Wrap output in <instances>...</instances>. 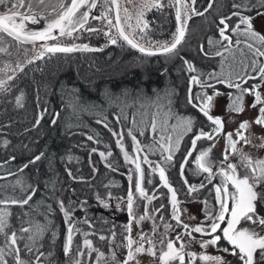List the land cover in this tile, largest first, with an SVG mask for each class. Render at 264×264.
<instances>
[{
    "label": "trees",
    "instance_id": "1",
    "mask_svg": "<svg viewBox=\"0 0 264 264\" xmlns=\"http://www.w3.org/2000/svg\"><path fill=\"white\" fill-rule=\"evenodd\" d=\"M242 2L249 3V0H214L204 15H192L184 41L175 53L167 56H146L131 48L119 35L113 36L117 43L111 44L105 35L106 22L98 19L93 26L99 31L89 33L86 40L92 44L90 46H94L93 49L100 51L46 56L41 59L38 70H24L14 75L7 73L0 77H8L3 81L6 90H0V200L22 199L35 191L29 204L22 208L11 204L0 207H7L12 214L7 231L18 232L21 225L44 228L43 234L32 245L31 252L24 249L25 243H29L27 240L18 242L21 259L34 261L36 255L43 253L40 264H74L76 259H80L82 264H119L127 256L131 220L139 224L140 232L146 234L147 240H154L153 235L158 232L154 229L157 222L162 223V228H168V231L186 233L183 224H178L172 218L170 193L160 180L159 173L151 174L150 168L142 165L143 188L149 197H153L149 203L137 191L133 172L129 174L124 169L126 160L123 152L125 150L132 154L136 149L128 134L131 131L140 142L142 151L165 169L168 183L180 190L181 199L187 202L193 200L194 196L180 176V165L187 152L186 142L188 137L191 139L201 130H210L213 124L188 103V80L194 75L201 82L206 80L202 82L205 87L195 85L193 97L203 96L204 93L214 96L215 88L227 90L223 83L210 78L209 74L219 75L222 68L225 70L229 67L228 57L234 51H245L246 41H253L243 35L244 25L240 26L239 32L233 31L235 24L239 23L236 16L227 21L229 28L226 35L231 37L232 48L228 41L219 36V28L223 27L219 24L220 19L231 16L234 11H240L242 15H256V8L245 11L232 7L233 3ZM208 3L209 0H196L197 12L204 11ZM250 3L255 5L257 0H250ZM173 8L174 14L165 12V19L159 20V16L155 18L154 14L151 16L152 29L149 34L152 40L172 41L176 8H168ZM209 39L212 40L211 45ZM187 40H190V45L184 48ZM136 42L145 48H159L157 43L149 46ZM256 43L264 50V45ZM217 51L223 52V57L215 55ZM139 57L142 61H139ZM84 58L89 59L88 63ZM185 61L191 62L197 71L188 72ZM252 67L257 69V63ZM250 69L245 74L231 77L232 80L243 82L240 77L251 76ZM260 80H247L241 89ZM21 95L22 107L16 104V99ZM193 103L199 105L201 101L194 99ZM157 111L160 115L156 119L157 131L153 133L150 124ZM167 112L170 115L166 118ZM41 115L43 118L37 123ZM187 118L193 120L191 131L185 132L183 128L173 131L182 119ZM134 119L135 125L132 123ZM165 119L167 123L162 130ZM113 132L117 135H113ZM161 135L172 137V161L164 159L168 153L163 152L156 143L167 142L160 140ZM89 136L93 139L89 140ZM178 138L180 143L177 149L175 142ZM117 140H121L123 151ZM199 142L203 146L208 141L202 139ZM150 145L153 146L151 149ZM100 153L105 156L101 157ZM196 153L197 145L184 171L185 179L192 186L196 180L189 163L193 162ZM37 155L41 159L29 163ZM26 164L28 166L25 168ZM213 184L207 187L204 196L208 199L207 211L212 214L215 187L218 185ZM129 193L133 196L131 215L127 210ZM65 211L68 217L64 216ZM141 216L152 218L153 228L143 227L139 219ZM70 224L74 225L73 244L71 252L65 254ZM18 235L27 237L29 233L18 232ZM101 236L105 239L101 240ZM85 239L90 240L97 251L84 246ZM3 240L4 237L0 236V247ZM77 252L85 255L78 257ZM99 253L104 256L101 258ZM5 258L8 264H15L12 255Z\"/></svg>",
    "mask_w": 264,
    "mask_h": 264
},
{
    "label": "snow or ice",
    "instance_id": "2",
    "mask_svg": "<svg viewBox=\"0 0 264 264\" xmlns=\"http://www.w3.org/2000/svg\"><path fill=\"white\" fill-rule=\"evenodd\" d=\"M214 0H209L208 8L212 7ZM33 3L37 7L40 5H45L46 0H28L27 5L25 4V0H0V5L6 6V11L0 12V38L3 35L8 37H12L16 41L24 42H35V41H48V40H59L60 37H69L71 38L74 32L79 31L84 28L85 25L89 21L90 12L92 9L96 7V0H57V4L51 7L49 14L55 13V17L51 19L46 27L42 31H31L26 28L25 21H30L32 24L38 23L39 18L42 17L40 12L34 11ZM170 3L173 7L176 8L175 11V20L177 21L178 27L176 32L173 34V39L170 43L161 44L160 47L156 50L152 48H145L141 44L137 43L135 39L132 37L136 34V29L139 28L140 32L143 33L145 29L148 27L147 21L144 20L145 10L150 11L152 8L157 10L162 9L166 5H164L161 0H145L144 4L141 6V10L139 12V16L136 21V27L134 28L130 23L132 17L128 14V9L125 8V21L127 22V26L132 29V35L130 36L125 32L124 26L121 24V16H120V3L119 0H111V4L115 6L116 14H115V24H113V20L108 18L107 13H104L101 17H92L93 19H104L107 21V24L110 27H115L119 37L125 41L131 48L137 49L139 52L143 53L146 56L153 55H169L173 54L177 51L178 46L182 44L186 34V22L188 19H191V15L189 13H194L195 15H204L203 12H197L192 5H195L196 0H170ZM10 5V6H8ZM27 7V13L19 11L21 8ZM232 7L234 9H243L245 11H250L252 8H256V15L264 16V0H257L255 5L250 3H233ZM83 9V11H82ZM45 11H48L45 8ZM111 11V8H109ZM30 13V14H29ZM232 16L239 17V23L235 24L233 31L239 32L240 26L244 25L243 35H245L248 39L259 42L261 45H264V34L256 31L253 24V17L248 15H242L240 11H234L231 16L224 17L220 19L219 24L223 27L219 28V36L223 38L224 41H228L229 45L231 44V37L226 35L228 31L229 25L227 23L228 20L232 18ZM89 32H96L99 29L96 28H88ZM55 33V34H54ZM105 35L109 37L111 44H116L117 39L111 35V32H106ZM143 36H141V39ZM209 45L212 44V40L209 39ZM226 48L228 46H225ZM248 49L253 51V54L257 57H264V50L260 48H253V44L249 43L247 45ZM101 49H93L89 48L87 45L83 46H48L45 44L44 51L35 54V59H43L47 53H71L75 51H100ZM201 51H203V45H201ZM0 52H7L6 48H0ZM206 56L209 53H204ZM217 56L223 57L224 53L221 51H217L215 53ZM32 60H29L28 63H32ZM187 65L188 72H196V67L189 61H185ZM252 64L255 65L256 61L253 60ZM23 69H21L22 71ZM255 71V68H253ZM210 78H216L220 83L226 84L229 88H237L241 89L240 83H236L232 80V72L228 71L227 74H224V69H221V73L218 75L216 73H210ZM254 76H247L246 78L240 77L243 79L244 83H247L248 79H256ZM259 78L264 80V66L259 68ZM11 79V77H9ZM190 81L192 84L200 85L201 87H205V84L201 82L198 76H191ZM211 87V85H207ZM257 85H253L249 89H241V95H237L232 98V103L228 108L229 112L242 113L244 111L243 107V93L247 92L254 96L253 103L251 107L255 108L257 105H264V100L261 98V94L257 91ZM0 90L4 89V82H0ZM220 93H216L219 95ZM200 100L201 103L199 105L193 103V100ZM214 97L212 95H208L204 93L203 96L193 97L191 95V91L189 92L188 103L193 107H198L199 111L203 113V115L216 127L213 131L219 134L224 127V122L220 117H213L210 115V111L213 107ZM23 96L21 95L16 99V104L18 106H23L22 104ZM160 113L154 115L152 123L150 127L152 132L155 133L157 131V123L156 119L159 117ZM170 113H166L165 116H169ZM43 116L41 115L40 119ZM119 119V117H117ZM39 121H37L38 123ZM101 123V121H97ZM135 125V119L132 121ZM167 119H165L164 123L161 125V129L163 130L164 125H166ZM258 126L264 127V106L259 108V115L252 122ZM106 128L107 124L104 125ZM193 126V120L191 118L182 119L176 126L173 128V131L176 128H183L185 132L191 131ZM251 127L249 121H243L240 123L239 128L236 131V135L240 140H243L244 143L250 144L251 141L242 135L241 130H248ZM111 131V129H109ZM133 142L135 143L137 152L139 153L143 149L140 147V142L137 140L136 136L132 135L131 131L128 133ZM113 135H117L113 132ZM143 135V133H141ZM227 141L229 147L231 148L232 154L235 155L237 153V143L238 141L233 140V134L227 133ZM201 138L213 139L211 133H205L203 130L200 131L198 135L194 137L192 140L193 150H195V145L198 140ZM89 140H92L93 137L89 136ZM161 141L166 140V143H161L157 141L160 149L163 152H167L168 155L164 157L166 161H172L173 156V143L172 137H164L161 135ZM261 140L264 141V137H261ZM180 140L179 138L176 140V148L179 147ZM117 144L121 146V150L123 151V145L121 140H117ZM7 145V141H5V146ZM260 147H264V142L259 145ZM153 146H149L151 149ZM94 151V150H93ZM211 147L207 150L201 151L195 158V166L199 172L207 173L208 180L211 181L217 173L213 171V162L210 158ZM101 157H104V153H100ZM111 155V153H109ZM192 152L189 151L187 156H191ZM125 160L131 163H135V167L137 171L140 173V180H143V169L140 166V163L137 162V159H133L129 156L127 152H124ZM41 159L40 155H37L33 161L29 163H34L35 161H39ZM227 160V156L225 157ZM145 163H150L147 160V157H144ZM184 163H187L185 160ZM28 165H24L26 168ZM239 169H243L241 172ZM159 171V178L163 181L165 187L168 188L171 193V203L173 207V219L177 221V223H182L180 221L179 209L177 208V194L174 188H172L169 183L167 176L165 174V169L160 165L156 166V169L153 171ZM69 175L71 173L69 172ZM221 177L219 186L215 187V197L214 199L219 204V210L217 213L212 214L207 211V201H205V217L207 221H211L207 227L202 225L197 226H189L188 224H183V229L187 233L192 240H196L192 233H199L203 236L211 237L207 240L197 241L199 246L202 249H207L210 245L217 246L220 244V241L223 239L226 241L227 245L230 247H222L221 251L223 253H228L232 256L238 257L241 261V264H262L264 262V234H261V231H257L256 228L251 227V225H259L261 230L264 231V217L259 216L257 213V200H264V190L257 191L261 185H264V159H256L253 160L249 155L245 154L242 150L239 154L238 162H228L226 167H222L218 173ZM131 179V177L129 178ZM19 183V181H17ZM187 183V181H185ZM230 186L232 191H230ZM203 187V185H201ZM137 190L139 194L144 199H147L150 203L153 197H149L147 192H145L143 187L137 186ZM189 192L196 191L194 186H190L188 189ZM35 195V191H32L29 194H26L22 199H7L0 200V205H17L19 207H24L29 204V201L32 200ZM231 203V207L229 204ZM60 207L63 210V202H60ZM127 210L129 214H132L133 210V196L131 193L128 194V202H127ZM11 212L8 211L7 207H0V236L4 237L3 246L0 247V264H8V260L5 258L6 255H12L15 264H40V257L43 253H39L35 256L34 261L26 262L21 259L20 252L21 248L18 246V242L22 240H27L29 243H25L24 249L31 252L33 250L32 245L35 244L37 238L41 236L44 232V228L36 225L33 227H21L18 229L19 233H29L27 237L23 235H18L17 231H7L10 228L9 217L11 216ZM64 216L68 217L69 214L67 211L64 212ZM227 217V220H226ZM147 217L141 216L139 219L144 220ZM247 222L246 226L240 227L241 222ZM225 224L222 228L221 225ZM171 227V226H167ZM128 231H131V226H128ZM73 229L70 226L67 229V241L64 246V253L69 254L71 252L73 236ZM220 234H217V233ZM87 235V234H85ZM166 235V234H165ZM146 234L141 232L140 239L144 241ZM183 233L177 234L175 239H165L161 238L159 241H154L152 239H148L147 243L151 246L147 252L148 254L155 258L157 264H185V256H189L192 264H195V260L198 258L203 261L204 264H228L227 260L222 255H208V254H198L196 252L185 253L186 244L183 241ZM101 240L105 239V237L101 236ZM177 243H179V247H177ZM134 241L131 239L129 235L127 238V256L126 259H123L119 262V264H128L129 261H132L136 254H144L146 249L143 244L135 248V251L132 249V245ZM84 246L91 249L92 251H97V249L92 247V242L88 239L84 240ZM7 249V252L5 251ZM257 253L259 255L257 256ZM78 257H83L85 253L77 252ZM99 256L102 258L104 256L103 253H99ZM113 260L116 259L115 253L112 255ZM74 264H82L80 259H76ZM99 264V262H98Z\"/></svg>",
    "mask_w": 264,
    "mask_h": 264
},
{
    "label": "rangeland",
    "instance_id": "3",
    "mask_svg": "<svg viewBox=\"0 0 264 264\" xmlns=\"http://www.w3.org/2000/svg\"><path fill=\"white\" fill-rule=\"evenodd\" d=\"M144 2H145V0H120L121 23L130 36L132 35V29H130L127 26V22L125 21L124 9L125 8L128 9V14L132 17L130 23L135 28L136 27V21H137V18L139 16V12L141 10V6L144 4ZM161 2L164 5H166L162 9L157 10L155 8H152L150 11L145 10L144 20L147 21L148 27H147V29L144 30L143 33H141L140 29L137 28L136 34L132 38L136 39L139 42L147 44L149 46L150 45L152 46V44L157 43V45L160 47L161 44L166 43V40H160V39L159 40H152V37L149 34L150 30L152 29L151 16L153 14L155 15V18L157 16H159V20L165 19L164 16H165V14L167 15V13H165V12H167V11L171 15L174 14V12H173L174 8L168 9L169 7L170 8L172 7L170 0H161ZM192 7H194L195 10L197 11L196 5H192ZM109 8H111V11H109ZM104 13H107L108 18L112 19L113 24H115L111 0H102V4L100 6L98 15L102 16ZM189 15L192 16V15H194V13H189ZM251 17H253V24H254L255 30L260 32L261 34H264V16L254 15ZM93 20H95V19H93ZM102 21H103V19H102ZM104 21L107 24V21L106 20H104ZM190 22L191 21H188V20L186 22V23H188L187 29L190 26L189 25ZM93 24L96 25L95 21L93 22ZM196 26H197V24L194 25L193 28L195 29ZM176 30L177 29H176V23H175V32H176ZM106 32H111L112 36H114V35L118 36L116 28L110 27L108 24L106 27ZM141 36H143L142 39H141ZM76 38L80 39V38H82V36L78 34ZM190 40L186 41L184 48L190 45V43H189ZM246 43H247V45L249 43L253 44V48H260L261 50H263L254 41H246ZM231 45L232 44H230V48H232ZM247 45H245V47H246L245 51H241V52L240 51H234L232 53V55L230 57H228L229 58V62H228L229 67H227L224 70V74H227L228 71H231L232 77H234L237 74H245L251 68L250 70H251L252 74H250V75L254 76L257 72H259V68L264 66V57L255 56L253 54V51L248 49ZM1 53H3V52H0V54ZM157 56H159V55H157ZM88 60H89L88 58H84V61H86V63H88ZM253 60H255L257 65H258V68L255 69V71L253 70V67H252V65H253L252 61ZM139 61H142V59L140 57H139ZM4 75H7V73L0 74V77H2ZM204 81H206V80H203L202 82H204ZM257 82L260 83V85L257 87L258 88L257 91L260 92L261 98H262V100H264V80L261 79L260 81H257ZM189 83H190V78L188 80V87L190 85ZM195 85L196 84H193V89H194ZM215 89H216L214 91L215 95L213 96L214 97L213 107L210 111V115H212L214 117L218 116L224 120L225 132L222 133L220 139L218 140V142L216 144L215 149L212 150L210 153V158L213 162V169H215V168L221 169L222 167H226V164L228 162H234V163L238 162L239 154H240L241 150L245 154L249 155L253 160L263 158L264 147H260L259 145H261V143L264 142L261 140V137H264V127L258 126L252 122L259 115V108L261 106H264V105H257L255 108L251 107L253 100H254V96L249 94V96L247 97V99L245 101L246 104L244 103V105H243L244 111L242 113L229 112L228 108L231 105V103L229 102V99L226 96L227 94L222 92V91H224V90H221L222 88L221 89L215 88ZM184 91H185V88H184ZM216 93H220V94L216 95ZM167 117H169V116H167ZM243 121H249L251 124V127L248 130H241L242 135L251 141V143L247 144V145L244 143L243 140H240L239 137L236 135V131L239 128L240 123ZM227 133H232L233 134V140L235 139L238 141V143L236 145L237 153L235 155L232 154L231 148L229 147V144L227 141V136H226ZM183 136H184V132H182V137ZM182 137H181V139H182ZM189 138L190 137H188L187 142H186L187 151L191 146V141H192L193 137H191V139H189ZM196 145H197V143H196ZM124 152H127V151L124 150ZM124 152H123V156H124ZM132 152H131L132 154H130V152L129 153L127 152V153L129 154L130 157H132L135 160L134 150ZM140 154H141L142 165L145 164L148 168H150L151 174L153 172L159 173L158 170L153 171V169H156V166L159 164L157 162H155L154 160L150 159L144 151H140ZM226 156H227V160L225 159ZM144 157H147V160L150 163H145ZM124 162H126L123 164L124 169H127L129 174H131L133 172L132 174L134 175L135 187H136L137 175L135 176V174H136L135 173L136 172L135 163H131L128 161H124ZM239 170L241 172H243V169H239ZM257 190H258V192L263 190L262 186L257 188ZM177 208L179 209V211L181 213V216H180L181 221L184 222L185 224H188L190 227L196 226V225H202V224L204 226V225L208 224V222H206L204 219L205 215L202 213V206L200 204H198L197 206H187V205L181 204V206H178ZM257 212L260 213L261 217H264V200L258 201ZM151 222H152V218L144 219V220H142V225H143V227H146V228H147V226H150L151 228H153L151 225ZM209 224H210V222H209ZM246 224H247V222L244 224V226H246ZM129 225L131 226V231L129 232V235L131 236V239L134 241V244L132 245L133 251H135L136 247L143 244L144 248L146 249V252L144 254H136L134 259L132 261H129L128 264H149V263L150 264H157L156 259L151 257L147 252V250L151 247L147 243V240L145 239L144 241H141V239H140L139 224L136 223L134 220H131L129 222ZM155 225H157V226H154L155 232L156 231H158V232L155 235H153L154 241H159L161 238L167 239V237L165 235L166 229L162 228L163 224L157 222V223H155ZM251 227L256 228L257 231H261V234H264V231L261 230L259 225H251ZM198 236L199 235H197V241L205 240L204 238H201ZM187 239L184 240L185 244L187 245L185 249L186 250L190 249V250L195 251L198 254V256L200 254L222 255L225 257L228 264H241V262L238 258H234L233 260L229 261L228 259H229L230 255L228 256V255H225L221 251H216L213 248V246H211V245L207 249H202L199 246V243L196 242V240H192L191 237H189V236H187ZM258 255H259V253H258ZM196 263L197 264H204V262L199 260L198 258H197ZM262 264H264V262H262Z\"/></svg>",
    "mask_w": 264,
    "mask_h": 264
},
{
    "label": "flooded vegetation",
    "instance_id": "4",
    "mask_svg": "<svg viewBox=\"0 0 264 264\" xmlns=\"http://www.w3.org/2000/svg\"><path fill=\"white\" fill-rule=\"evenodd\" d=\"M27 3H28V0H25V4L26 5H27ZM56 4H57V0H46L45 5H40L39 7H37L35 5V3H33L34 11L40 12L42 17H46V18H39L38 23H35V25H42L44 22L48 23L51 19H53L55 17V13L49 14V12H50L51 7L55 6ZM101 4H102V0H100L99 5H98L97 10H96V15L99 16V17H100V15H98V13H99V9H100ZM8 6H10V5H8ZM45 8H47L48 11H45ZM4 11H6V6L5 5H0V12H4ZM19 11L27 13V7L21 8V9H19ZM94 21H98V19L91 20L89 23H87L85 25V27L82 30L78 31L77 33H74L71 38H69V37H61V38H59V40H52V41H48V42L42 43V44H24V43L17 42L15 40L7 37L6 35H3L2 38H0V48H6L7 52H3V53L0 54V74L13 73L12 75H14V74H18V73H20V72H22L24 70H31V69L32 70H38L39 63H40L41 59H35V54L39 53V52H43L45 44H47L48 46H54V45H59V44L60 45H65V46H73V45L83 46V45H87L89 48H94V46H90L92 44L88 40H86V37L89 36V33H91L89 31H87V29L88 28H96L95 26H93L94 25L93 24ZM25 24L29 25V24H31V22L30 21H25ZM78 34L81 35L82 38L77 39L76 37H77ZM54 54H64V53H54ZM54 54L53 53H47L44 57L50 56V55H54ZM29 60H32L33 62L32 63H28ZM21 69H23V70L21 71ZM254 77L259 78V72H257L254 75ZM256 79H248V80H256ZM6 80H8V77L0 78V82L6 81ZM242 84L244 85L245 83L241 82L240 85H242ZM253 85L259 86L260 83L259 82H257V83L252 82L244 89H249ZM225 87H226L227 90L226 91H222V92L227 94L226 96L228 97L230 103H232V98H234L237 95H241V91H235L237 88H229V87L226 86V84H225ZM248 96H249V93H247V92L243 93V105H244V103H245V101H246ZM199 113H201V112L199 111ZM223 122H224V120H223ZM215 127H216L215 125L211 126V129L205 131V133H211L213 135L215 133L213 131V129ZM224 129H225V122H224ZM224 129H223L222 132H220L213 139L202 138L204 141H208L206 143V145H203V146L200 145L199 141L202 140V139L198 140L197 141V153H196L195 157L201 151L207 150L209 147H211V151L214 150L218 140L220 139V137L222 135V133L225 132ZM235 141H237V140H235ZM186 153H185V155H186ZM185 155H184V157H185ZM184 157H183V159H184ZM261 159H264V156ZM190 166L193 169V175H194L195 180H196V182L193 184V186L196 188V191L190 192L191 195L194 196L193 200H191L190 202L183 201L181 199V196H180V190L179 189H175L170 184L169 185L172 188H174L175 191H176L177 201H178L177 207L181 206V204H184V205H187V206H197L198 204H200L202 206V213L205 215V210H204L205 203L204 202L208 201L207 197H204L206 195L205 191H206L207 187H209L211 185V183H214L213 185H215V186H216V184H218L217 186H219L221 177L218 175V173H219L220 169L219 168L213 169V171L215 173H217V175L211 181H209L207 173L199 172L196 169L195 160H193L192 163L191 162L189 163V167ZM185 169H186V167H185ZM185 169H184V171H185ZM165 174L167 176L166 172H165ZM180 176H181L183 182L185 183V181H187V180L185 179L184 173H183V176L180 173ZM185 185H186L187 189H189V187L192 186L188 182L185 183ZM201 185H203V187H201ZM261 186H262V188L264 190V185H261ZM230 191H232L231 186H230ZM214 197H215V195H214ZM169 200H170V208H171L170 209V213L172 214V218H173V207H172V203H171V193H170V196H169ZM258 201H259V199L256 202L257 203V207H258ZM229 207H231V203L229 204ZM212 208L214 210L213 214L218 212L219 204H218V202L216 200H215V204L213 205ZM258 214H259V216H261L260 213H258ZM179 215L181 216L180 211H179ZM204 219H205L206 222H208V224H209V222L211 223V221H207L206 220V217ZM226 220H227V217H226ZM180 221H181V219H180ZM245 223L246 222L242 221L240 227H243ZM182 224H185V223L182 222ZM207 225H204V226L207 227ZM224 226H225V224L221 225L222 228ZM165 233H166L167 239H175L177 234H181L179 231H173V230L172 231L171 230L168 231V228H166V232ZM217 234H220V233L218 232ZM197 235H199L198 237L204 238L205 240L211 238V237H208V236H203V235H201L199 233H192V236H194L196 238V242H197ZM187 236H188L187 233H183V237H182L183 241L187 239ZM145 239L147 240V238H145ZM177 247H179V243H177ZM222 247H230V246L227 245L226 241H224L223 239L220 241L219 245L213 246V248L216 251H221ZM191 252H195V251L190 250V249L189 250L185 249V253H191ZM224 254L228 255V256L230 255L228 253H224ZM257 256H258V253H257ZM234 258H238V257L230 255L228 260L231 261ZM196 261H197V259L195 260V264H197ZM176 264H178V262H176ZM185 264H192L189 256H187V255L185 256Z\"/></svg>",
    "mask_w": 264,
    "mask_h": 264
},
{
    "label": "water",
    "instance_id": "5",
    "mask_svg": "<svg viewBox=\"0 0 264 264\" xmlns=\"http://www.w3.org/2000/svg\"><path fill=\"white\" fill-rule=\"evenodd\" d=\"M99 2H100V0H96V7L94 8V9H92L91 10V12H90V16H89V21H88V23L91 21V20H93V18L92 17H99V16H97L96 15V10H97V7H98V5H99ZM112 8H113V13H114V20H115V14H116V9H115V6L114 5H112ZM209 10V8L208 7H206V9L204 10V11H202L204 14L207 12ZM82 11H83V9H82ZM196 16H200V15H194L193 17H196ZM193 17H191V19L193 18ZM191 19H188V21H190ZM176 23H177V21H176ZM187 24L188 23H186V32H187ZM46 25H47V22L45 23H43L42 25H40V26H35V27H32V26H28V24H25V26H26V28L27 29H29V30H31V31H42L45 27H46ZM177 27H178V24H177ZM83 29V28H82ZM82 29H80V30H82ZM79 30V31H80ZM78 32V31H77ZM77 32H74V33H77ZM73 33V34H74ZM55 34V33H54ZM186 35V34H185ZM8 37V36H7ZM9 38H11V39H13L12 37H9ZM61 38V37H60ZM14 40V39H13ZM16 41V40H15ZM48 41H52V40H48ZM48 41H35L34 43L33 42H24V44H42V43H46V42H48ZM17 42H20V41H17ZM21 43V42H20ZM60 45V44H59ZM54 46H56V45H54ZM60 46H65V45H60ZM137 50V49H136ZM153 50H156V49H153ZM59 53V52H58ZM157 55H160V54H157ZM190 85H189V89H188V97H189V92L191 91V95H192V90H193V84L191 83V81H190V83H189ZM225 85V84H224ZM196 109H198L199 110V108L198 107H196ZM202 113V112H201ZM203 114V113H202ZM38 121L40 122V117H39V119H38ZM38 122V123H39ZM223 129H224V127H223ZM223 131V130H222ZM221 131V132H222ZM199 134V133H198ZM198 134H195L194 136H193V138H192V140L194 139V137L196 136V135H198ZM218 134L217 133H214L212 136H213V138L214 137H216ZM202 139V138H201ZM192 142V141H191ZM196 146V145H195ZM189 151H191L192 153H193V146H192V143H191V146H190V148L188 149V151H187V153L189 152ZM187 153H186V155H185V157H184V159H183V161H182V163H181V166H180V173H181V175L183 176V173H184V169H185V166H186V164L187 163H184V161L186 160L187 162H188V160H189V158L191 157H189V156H187ZM134 156H135V159H137V157H139L138 158V160H137V162L138 163H140V166H141V168H142V160H141V155H140V152L138 153L137 152V149H134ZM136 168V167H135ZM143 169V168H142ZM136 175H137V179H136V188H137V186L139 185L140 187H143V180L141 181L140 180V173L137 171V169H136ZM138 191V190H137ZM139 192V191H138ZM72 227V229H73V227H74V225L73 224H70L69 226H68V228L69 227ZM67 228V229H68ZM72 236H73V232H72ZM66 241H67V237H66ZM72 244H73V242H72Z\"/></svg>",
    "mask_w": 264,
    "mask_h": 264
},
{
    "label": "bare ground",
    "instance_id": "6",
    "mask_svg": "<svg viewBox=\"0 0 264 264\" xmlns=\"http://www.w3.org/2000/svg\"><path fill=\"white\" fill-rule=\"evenodd\" d=\"M28 26H32V27H35V26H40V25H35V24H29Z\"/></svg>",
    "mask_w": 264,
    "mask_h": 264
}]
</instances>
